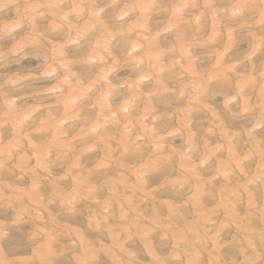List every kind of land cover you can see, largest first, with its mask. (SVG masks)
Listing matches in <instances>:
<instances>
[{"label": "bare ground", "instance_id": "bare-ground-1", "mask_svg": "<svg viewBox=\"0 0 264 264\" xmlns=\"http://www.w3.org/2000/svg\"><path fill=\"white\" fill-rule=\"evenodd\" d=\"M262 21L264 0H0V264H260Z\"/></svg>", "mask_w": 264, "mask_h": 264}, {"label": "clouds", "instance_id": "clouds-1", "mask_svg": "<svg viewBox=\"0 0 264 264\" xmlns=\"http://www.w3.org/2000/svg\"><path fill=\"white\" fill-rule=\"evenodd\" d=\"M245 7H246L245 5H238V6H236V7L232 10L231 15H232L233 17H236V16H240V15H242L243 12L245 11ZM262 22H264V21H262ZM17 26H18V25H17ZM77 202H78V200H77V197H75V196H72V197H70V198H67V199H65V200L63 201L65 207L67 208V210H68L69 212H71V211L74 210V208H75V204H76ZM4 235H7V233H4ZM251 264H256V259H255V258H253V260L251 261ZM260 264H264V260L260 261Z\"/></svg>", "mask_w": 264, "mask_h": 264}]
</instances>
